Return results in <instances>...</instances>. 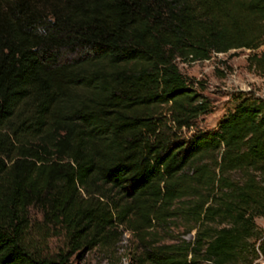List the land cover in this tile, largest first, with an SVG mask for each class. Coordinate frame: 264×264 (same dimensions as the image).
Listing matches in <instances>:
<instances>
[{
	"label": "trees",
	"instance_id": "trees-1",
	"mask_svg": "<svg viewBox=\"0 0 264 264\" xmlns=\"http://www.w3.org/2000/svg\"><path fill=\"white\" fill-rule=\"evenodd\" d=\"M233 49L264 74V0H0V264H70L115 225L147 264L264 256V98L205 130L178 65Z\"/></svg>",
	"mask_w": 264,
	"mask_h": 264
},
{
	"label": "rangeland",
	"instance_id": "rangeland-1",
	"mask_svg": "<svg viewBox=\"0 0 264 264\" xmlns=\"http://www.w3.org/2000/svg\"><path fill=\"white\" fill-rule=\"evenodd\" d=\"M248 49H233L227 53H214L209 59L195 62L179 60L180 70L187 76L203 83V94L211 101V111L199 117V126L203 129H213L219 119L232 110L237 103V93L251 91L264 98V74H256L248 69L246 57ZM40 219V214L33 211ZM255 223L264 231V217H256ZM106 236H102L95 245L84 246L71 250L63 243L60 236L50 238V245L56 249L60 245L66 247L70 255V264H147L143 260V249L122 225L109 228ZM106 233V231H105ZM104 233V235H105ZM194 231L183 235L187 240L193 239ZM255 247L258 242L252 240ZM194 264H213L204 260H196ZM240 264V263H231ZM252 264H264V256L258 251V256Z\"/></svg>",
	"mask_w": 264,
	"mask_h": 264
}]
</instances>
